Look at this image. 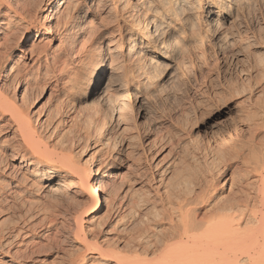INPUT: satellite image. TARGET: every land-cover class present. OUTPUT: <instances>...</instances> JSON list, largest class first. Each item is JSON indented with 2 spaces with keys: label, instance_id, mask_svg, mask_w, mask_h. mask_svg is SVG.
<instances>
[{
  "label": "rangeland",
  "instance_id": "obj_1",
  "mask_svg": "<svg viewBox=\"0 0 264 264\" xmlns=\"http://www.w3.org/2000/svg\"><path fill=\"white\" fill-rule=\"evenodd\" d=\"M51 1L29 0L30 17L15 18L16 21L12 17V23L9 26L3 24L0 31V41L4 44L0 45V50L9 46L5 54L11 57L10 61L14 66L18 63L19 68L27 69L26 85L29 88L25 93L26 101L33 98L28 108L34 117L39 115L38 118H42L48 110L57 107V96L62 92L69 95L77 89L74 90L78 92V97L75 98L72 113L80 121L68 120L65 114L68 108L65 106L64 114L62 112L60 115L65 122L62 121L59 128L70 129H66L67 134L72 129L76 133L70 134L75 136L73 149L78 157L86 158L101 146L103 157H116L113 158L116 169L113 170L115 174L112 179L121 183L124 191L130 188L144 197L150 193L152 195L157 185L159 194L165 195L179 189L190 192L202 183L211 195L217 197H226L243 184L247 193L246 183L253 178L252 175L247 177V161L249 157L264 154V110L261 109L264 107V0H230L219 25L211 26L214 36L208 40L205 31L210 25L208 20H203L204 12L186 14L190 22L183 21L175 24L176 28L168 29L155 26L161 23L160 0H65L55 9L54 22L59 20L61 27L65 20L62 18L67 17L68 23L64 25L73 29L70 35L76 36L78 31L75 30L86 23L87 17L91 19L90 23H86L87 40L73 45V50H68L66 45L72 43L70 41L74 37L69 36L66 43L57 49L54 46L58 41L51 39L41 26L46 17V7ZM193 4L194 1L188 2L185 7L189 6L191 10ZM207 5H212V0ZM86 6H91L89 12L83 13L81 10ZM200 16L203 21L198 24L196 21ZM137 22H140L143 30L149 28L154 39L148 46L139 48L133 59L140 58L143 63L147 60L146 56L153 55L154 49L169 36L175 35L180 44L175 46L176 52L172 58L164 59L162 56L158 63L144 64L138 69L130 67V61L124 59L125 69L120 73L108 72L107 66L99 79L91 73L92 67L87 68L85 74L91 56L100 48L114 50V40H126L134 32L132 27ZM32 26L40 32L27 39L25 30ZM77 40L75 42H79ZM2 51L0 60L5 56ZM73 60L76 64L72 63ZM111 62L109 60L108 65L111 66ZM69 74L70 78L67 77ZM137 75L141 78L149 76L151 84L147 85L150 86L137 91L138 84L132 82ZM58 78H63L64 83L56 84ZM127 84L131 86L129 92ZM22 89L20 85L17 87L19 97ZM134 93L138 97H134ZM72 123L76 124L70 125ZM88 125L92 131L98 126L103 140L106 141L107 137L109 141L96 143L84 138V133L91 131ZM254 126L259 130H255ZM247 152L252 153H248V156ZM8 154L7 151L0 156V184L13 182L9 172L14 170L26 181L19 188L13 182L9 192L6 189V193L1 191L0 199L5 198L6 201L0 200V228L16 222L20 225L29 221L38 223L50 213L55 200L70 193L67 182L59 176L51 182L45 181L47 177L36 178L32 175V166L18 159H10ZM221 185L226 188L220 190ZM8 205L12 207L7 210L5 207ZM161 206L157 204L153 211L149 209L153 213L149 212L152 216L148 214L150 223L159 219L158 211L163 210ZM44 207L49 211L43 210ZM124 211L127 209L122 210L123 216ZM128 214L125 213L130 219ZM114 224L111 223L110 229L118 227V223ZM45 226L31 234L30 239L40 241L43 238L41 232L47 228ZM110 234L114 233L102 231L99 236ZM55 237L58 240L59 236ZM48 240L43 238V242L50 243L40 244L38 253L30 254L22 259V263L0 254V264H65L66 259L74 253L75 245H78L70 235L58 240V246ZM19 241L20 237L16 238L8 249L17 248Z\"/></svg>",
  "mask_w": 264,
  "mask_h": 264
},
{
  "label": "bare ground",
  "instance_id": "obj_2",
  "mask_svg": "<svg viewBox=\"0 0 264 264\" xmlns=\"http://www.w3.org/2000/svg\"><path fill=\"white\" fill-rule=\"evenodd\" d=\"M64 1L52 0L48 3L46 17L41 25L46 29L51 39L58 41L54 46L58 47L57 49L64 42L66 43L65 40L69 36H72L70 31L73 30L64 25L68 23L65 15L64 18L61 17L62 15L60 16L65 19L64 24L61 23V27L59 20L57 23L54 22L55 9ZM191 1H194V4L189 10V6L187 8L185 6ZM209 1L211 0H160V2L158 0L157 2L162 6V17L160 18L161 23L154 24L162 28L173 27L174 29L176 28L175 24L189 21L186 14L204 12L205 19L200 16L196 22L199 24L203 20H208L210 26L205 31V38L208 40L214 36L211 26L219 25L220 19L227 12L229 2H231L230 0H212V5L209 6L207 5ZM90 7L86 6L81 11L87 13ZM29 8V0H0V31L2 26L4 27L3 24L6 26L12 23V17L14 20L15 18H29ZM153 16L157 17L156 14ZM90 22L91 19L87 17L86 23ZM86 23L79 28L76 27L75 31L78 33L76 36H72V38L74 37L70 41L72 43L66 45L68 50L73 45L81 44L87 40L85 37L88 24ZM132 29L134 32L126 40L123 38L114 40L112 43L115 46L114 50L105 51L103 48L97 50L88 60V64L92 66L84 64L86 65L85 74L88 72L87 68L92 67L91 73L93 72L99 79L107 66L108 72L120 73L125 69L124 59L128 60L127 62L130 61L129 66L136 69L144 64L154 65L162 56L164 59L172 58L176 52L175 46L180 44L175 35L169 36L159 47L154 49V54L146 56L147 60L142 63L140 58L133 59L134 55L139 48L146 47L152 42L153 32L149 28L143 30L140 22L135 23ZM39 32L36 27L27 29L25 38L36 36ZM139 37L142 38L139 39ZM76 39L79 42H75ZM0 45L4 44L0 41ZM10 46L12 45L10 44ZM8 47L4 46L5 50H0L5 55L0 60V156H4L8 151V158L18 159L20 162H26L32 166L34 169L32 175L36 178L47 177L45 181L50 182L57 176L64 178L70 193L57 201L55 200L54 206H51L53 208L50 207L52 211L44 207L43 210L50 213L46 216L43 215L44 217L38 223L28 220L29 222L23 225L16 222L13 225L0 228V254L22 263V259L28 258L34 252L38 253L40 244L50 243L43 242V238L53 241L54 243H51L56 245L58 240H64L70 235L78 245H75L74 253H71L69 258L67 257L65 264H264V156H262L264 154H261V157H258L260 155L249 157L247 161V177H249L248 175L253 176L252 180L248 179L249 182L246 183L247 193L243 184L230 195L217 197L215 194L211 195L206 185L204 186L202 183L196 189L192 188L193 190L190 192H183L179 189L167 192L165 195L159 194L160 189H157V185L152 190V195L150 193L151 196L147 194V196L141 197L142 195L139 196L135 190L130 188L124 191L121 189V183L112 179L115 174L113 170L116 169L113 158L116 157H103L104 152H102L101 144L103 145L109 140L107 137L106 141L103 140L98 126L94 127L95 129L92 131L88 125L91 131H87V133L85 131L88 126L84 127L86 128L84 138L87 137L88 140L96 143L105 141L99 145L101 147L95 148L93 154L86 158L75 155L76 151L74 153L73 148L76 143L75 136L71 135L74 132L73 129L67 134V128V130L63 129L64 131L59 128V124L65 120L60 116L65 110V106L68 108L65 113L68 120H76V123L80 121L75 119L77 116L72 113L76 104L75 98L78 97V92H75L77 89L72 90L74 92L71 91L69 95L66 94L67 92H62L57 96L59 99H56L59 101L58 105L55 103L57 107L54 104L55 108L50 109L52 111L48 110L42 118H38L39 115L36 116L37 118L34 117L28 108L33 98L26 101L27 94L25 93L29 88H27L28 84L26 85L28 78L25 70L27 69L23 66V68H19L18 63L16 64L18 67L14 66V63L10 61L11 57L5 54ZM45 50H43L44 54ZM109 60L112 61L111 66L108 65ZM8 61L10 65H8ZM72 63L76 64V61L73 60ZM67 77L70 78L71 74ZM56 81V84H60L65 80L58 78ZM132 82L138 84L137 91H142L144 87L150 86L147 85L150 82V77L141 78L140 75H137ZM19 85L23 88L20 97L17 92ZM30 86L32 87V85ZM126 89L129 92L131 86L127 84ZM134 97H138V94L134 93ZM261 109L264 110V107ZM56 118L57 120L54 121ZM254 127L253 129L256 128ZM255 130H259L258 127ZM79 146L82 147V145ZM248 153L251 155L252 152ZM256 153L258 152L256 151ZM9 174L15 184L1 182L0 193L1 191L4 193L5 189L9 192L12 188L11 184L19 188L26 181L23 180V176L17 175L15 170ZM223 188L226 187L221 185L219 189ZM0 200L3 201L5 198ZM157 204L160 206L162 204L163 210L158 211L160 213L157 214L158 220L155 216L154 221L157 222L150 223L149 209H154ZM11 207L8 205L5 209L8 210ZM126 209L128 212H124L130 213L128 214L130 219L127 218V214L123 213L124 216L122 215V210ZM0 212L2 211L0 210ZM29 217L32 219L30 215ZM111 221L115 224L118 223V227L110 229ZM105 224L106 228L103 229ZM44 225H47L45 226L47 228L41 234L39 233L43 238L40 241L30 239L31 234L37 233V230ZM102 231L109 233L111 231L116 234L100 237L99 233ZM55 235L59 236L58 240L56 237L54 238ZM18 237L21 240L19 241L20 245L9 250V245L14 243L13 241Z\"/></svg>",
  "mask_w": 264,
  "mask_h": 264
}]
</instances>
